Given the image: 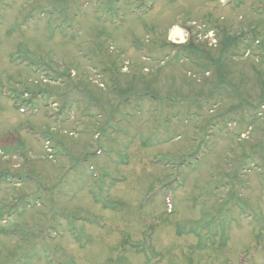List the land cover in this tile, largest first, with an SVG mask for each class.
I'll return each mask as SVG.
<instances>
[{
	"label": "rangeland",
	"instance_id": "rangeland-1",
	"mask_svg": "<svg viewBox=\"0 0 264 264\" xmlns=\"http://www.w3.org/2000/svg\"><path fill=\"white\" fill-rule=\"evenodd\" d=\"M233 1L0 0V264H264V0Z\"/></svg>",
	"mask_w": 264,
	"mask_h": 264
},
{
	"label": "bare ground",
	"instance_id": "bare-ground-1",
	"mask_svg": "<svg viewBox=\"0 0 264 264\" xmlns=\"http://www.w3.org/2000/svg\"><path fill=\"white\" fill-rule=\"evenodd\" d=\"M175 33V32H174ZM182 39V38H181ZM173 214V213H172Z\"/></svg>",
	"mask_w": 264,
	"mask_h": 264
}]
</instances>
